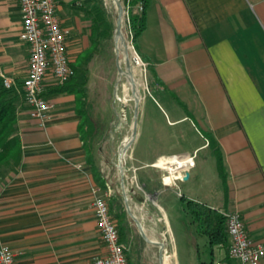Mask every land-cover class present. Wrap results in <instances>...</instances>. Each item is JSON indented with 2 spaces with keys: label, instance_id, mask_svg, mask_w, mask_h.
<instances>
[{
  "label": "crops",
  "instance_id": "crops-1",
  "mask_svg": "<svg viewBox=\"0 0 264 264\" xmlns=\"http://www.w3.org/2000/svg\"><path fill=\"white\" fill-rule=\"evenodd\" d=\"M55 1L75 62L91 46L94 3ZM144 13L138 52L154 70L148 72L152 94L141 96L127 173L137 185L155 187L157 201L171 192L239 213L251 239L264 240V0H151ZM22 32L19 1L0 0V75L20 88L30 58ZM50 101L45 128L29 110L20 114L23 161L17 172L0 175V241L17 264H86L108 254L94 207L100 188L78 133L75 97ZM208 134L222 152L225 178ZM202 152L213 160L211 179L197 161L184 180L154 167L164 157L198 159ZM180 184L187 195L177 192Z\"/></svg>",
  "mask_w": 264,
  "mask_h": 264
},
{
  "label": "rangeland",
  "instance_id": "rangeland-1",
  "mask_svg": "<svg viewBox=\"0 0 264 264\" xmlns=\"http://www.w3.org/2000/svg\"><path fill=\"white\" fill-rule=\"evenodd\" d=\"M120 1L125 7L124 0ZM104 4L116 26L119 10L115 0H104ZM123 27L125 34V23ZM128 51L130 57H132L134 50L128 49ZM126 53L125 48L116 39L114 33L113 37L104 42L100 53L90 65L92 70L89 88L93 104V119L97 125L94 155L97 169L106 183V188L98 185V188L101 189V197L106 200L114 199V194H117L116 203L122 206L123 210L119 211L117 208L116 211L118 214L123 212L127 214V249L131 264H161V248L148 243L141 235L137 224L128 214L126 200L123 197L124 191H126L130 209L140 221L148 239L165 245L163 251L164 264H209L212 257L208 240L198 235L196 225L181 201L182 195L178 197V194L168 192L162 195L161 198L159 197V204L155 196V187L140 184L139 189L134 176L131 177L127 172L123 174L120 169V151L125 142L132 137L136 109L130 81L120 73L119 69L120 66L124 71L126 69ZM134 75L141 96L148 90L146 97L151 96L148 72L144 75L141 69L136 68L134 69ZM53 81V84H57L55 80ZM27 108H23L21 112L29 110ZM174 143L176 144L175 140ZM131 152L130 149L123 158L122 166L128 167L127 165L132 157ZM137 154H139V151ZM208 157L206 152H202L198 159L196 156V161L202 163L205 176L208 175V178L211 179L213 160L208 159ZM128 178H132L129 181L130 183H128ZM109 186H111V194H109ZM183 186L180 184L177 192L187 195V190ZM108 204L110 205L109 201ZM160 205L167 213V222L160 221L163 218V211L161 207L159 208ZM218 256L221 257V254H218ZM234 263L238 264L237 261Z\"/></svg>",
  "mask_w": 264,
  "mask_h": 264
},
{
  "label": "built area",
  "instance_id": "built-area-1",
  "mask_svg": "<svg viewBox=\"0 0 264 264\" xmlns=\"http://www.w3.org/2000/svg\"><path fill=\"white\" fill-rule=\"evenodd\" d=\"M21 7L23 32L21 38L29 45V71L23 84L26 105L31 117L36 120L41 128L49 122L53 110L51 101L43 94L46 90L45 83L48 79L57 83L70 80L75 71L71 67V60L67 53V38L69 32L62 27L57 15L55 0H18ZM125 34L128 48L134 50L131 57L133 68L141 69L147 74L148 64L137 52L134 45V35L130 25V6H125ZM144 8L140 7V12ZM124 30V27H123ZM124 34V35H125ZM7 88H12L14 83L9 78L2 76ZM197 155H174L164 157L154 165L163 170L168 177L184 180L190 171L196 168ZM175 158L174 163L165 159ZM180 163L187 166L181 167ZM172 168V169H170ZM129 169L127 168L126 172ZM136 173V170H134ZM137 183V178L134 175ZM138 188L140 189L139 185ZM95 194L101 193L96 189ZM112 193L109 186V194ZM95 213L98 228L106 244L108 254L104 258L96 259L86 264H129L124 245L120 240L118 224L111 213L108 201L98 197L95 201ZM227 220V233L230 238V256L239 264H261L264 259V240L256 242L251 239L246 225L239 213L221 212ZM16 253L0 241V264H17ZM220 264V263H219Z\"/></svg>",
  "mask_w": 264,
  "mask_h": 264
},
{
  "label": "trees",
  "instance_id": "trees-1",
  "mask_svg": "<svg viewBox=\"0 0 264 264\" xmlns=\"http://www.w3.org/2000/svg\"><path fill=\"white\" fill-rule=\"evenodd\" d=\"M151 0H124L126 6H130V25L134 35V45L138 52V39L146 29L145 9ZM94 9L91 12L92 36L91 46L75 62H71V67L75 71L74 76L65 83H57L46 88L43 96L47 100L52 98L72 95L75 97V111L80 117L78 133L83 143L86 153V162L91 167V173L96 183L106 188L104 177L97 169L94 155V141L97 125L93 119V104L89 91L90 65L94 58L100 53L104 42L114 36L116 26L107 12L104 0H93ZM144 8L140 12V7ZM139 53V52H138ZM140 55V54H139ZM144 61V60H143ZM145 62V61H144ZM146 63V62H145ZM148 72L154 73L148 66ZM28 107L25 101L23 88L13 86L7 88L5 80L0 76V175L4 173L17 172L23 161V143L19 136V119L23 108ZM28 109V108H27ZM217 159L218 170L222 178H225V167L222 152L213 136L206 137ZM148 186V185H147ZM186 212L196 225L197 233L200 237L208 240L211 249L212 261L209 264H233L230 256V238L227 233L226 217L219 210H213L205 205L195 203L186 198L181 199ZM112 215L118 223L121 243L125 247L129 264L127 239L128 226L127 214L123 212L122 206L117 205L116 200L109 205ZM221 254V257L218 256Z\"/></svg>",
  "mask_w": 264,
  "mask_h": 264
},
{
  "label": "water",
  "instance_id": "water-1",
  "mask_svg": "<svg viewBox=\"0 0 264 264\" xmlns=\"http://www.w3.org/2000/svg\"><path fill=\"white\" fill-rule=\"evenodd\" d=\"M115 3L117 5V8L119 10V15H118V20H117V25H116V30H115V37L116 39L121 42L122 46L125 48L126 50V57H125V63H126V69L125 71L121 68L120 66V73L122 75H125L128 80L130 81V84L132 86V91H133V95H134V100L136 102V109H135V121H134V128H133V134L131 137V140L129 142V144L125 145L124 147V153L128 154L129 150L132 148L137 135H138V116H139V106H140V100L141 98L139 97V86H138V82L136 80V77L134 75V68L133 65L131 63V57L130 54L128 53V46H127V42H126V38L124 35V30H123V20H124V15H125V9H124V5L122 4V2L120 0H115ZM119 162H120V169L122 171V173L124 174L127 170V167L122 166V159L119 158ZM124 195H125V200H126V206H127V211L129 216H131V218L135 221V223L137 224L141 235L143 236V238L150 244H153L155 246H159L161 248V264H164L163 262V251L165 249V245L162 243H157V242H152L148 239L140 221L136 218V216L132 213V210L130 209V206L128 204V199L126 198V191H124Z\"/></svg>",
  "mask_w": 264,
  "mask_h": 264
},
{
  "label": "bare ground",
  "instance_id": "bare-ground-1",
  "mask_svg": "<svg viewBox=\"0 0 264 264\" xmlns=\"http://www.w3.org/2000/svg\"><path fill=\"white\" fill-rule=\"evenodd\" d=\"M128 49H129V48H128ZM138 95H139V97L141 98V94H140V92H139ZM130 140H131V139H129L127 142H125L124 147H125V145L129 144ZM124 147H123L122 150L120 151V159H122V160H123V158L126 156V154L124 153ZM165 160L170 161V163H174V160H176V159H175V158H171V159H165ZM179 166H181V167H186L187 165L184 164V163H180ZM170 169H172V168H170Z\"/></svg>",
  "mask_w": 264,
  "mask_h": 264
}]
</instances>
